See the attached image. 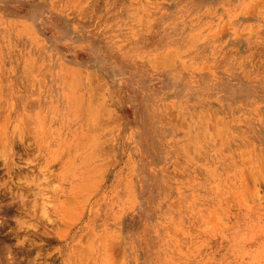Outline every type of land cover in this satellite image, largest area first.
Returning a JSON list of instances; mask_svg holds the SVG:
<instances>
[{"label": "rangeland", "instance_id": "obj_1", "mask_svg": "<svg viewBox=\"0 0 264 264\" xmlns=\"http://www.w3.org/2000/svg\"><path fill=\"white\" fill-rule=\"evenodd\" d=\"M0 264H264V0H0Z\"/></svg>", "mask_w": 264, "mask_h": 264}, {"label": "bare ground", "instance_id": "obj_2", "mask_svg": "<svg viewBox=\"0 0 264 264\" xmlns=\"http://www.w3.org/2000/svg\"><path fill=\"white\" fill-rule=\"evenodd\" d=\"M17 198V197H16ZM12 252V251H11ZM18 253V252H17ZM18 255V254H17ZM15 258V257H14ZM12 259V258H11ZM12 261V260H11ZM18 261V260H17ZM11 263V262H10Z\"/></svg>", "mask_w": 264, "mask_h": 264}]
</instances>
